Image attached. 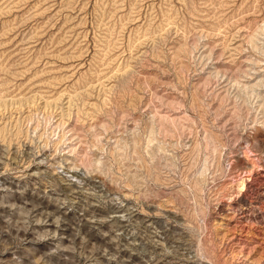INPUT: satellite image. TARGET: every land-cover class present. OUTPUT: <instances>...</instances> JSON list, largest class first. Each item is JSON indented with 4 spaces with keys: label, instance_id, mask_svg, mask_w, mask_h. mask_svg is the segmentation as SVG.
<instances>
[{
    "label": "rangeland",
    "instance_id": "obj_1",
    "mask_svg": "<svg viewBox=\"0 0 264 264\" xmlns=\"http://www.w3.org/2000/svg\"><path fill=\"white\" fill-rule=\"evenodd\" d=\"M0 264H264V0H0Z\"/></svg>",
    "mask_w": 264,
    "mask_h": 264
}]
</instances>
